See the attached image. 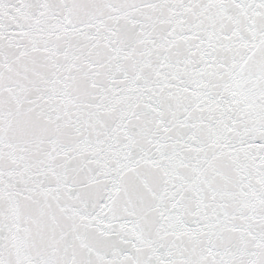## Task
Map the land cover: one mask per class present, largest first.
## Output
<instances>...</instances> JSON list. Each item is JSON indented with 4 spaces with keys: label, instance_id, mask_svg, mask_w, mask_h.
<instances>
[{
    "label": "snow or ice",
    "instance_id": "obj_1",
    "mask_svg": "<svg viewBox=\"0 0 264 264\" xmlns=\"http://www.w3.org/2000/svg\"><path fill=\"white\" fill-rule=\"evenodd\" d=\"M0 264H264V0H0Z\"/></svg>",
    "mask_w": 264,
    "mask_h": 264
}]
</instances>
